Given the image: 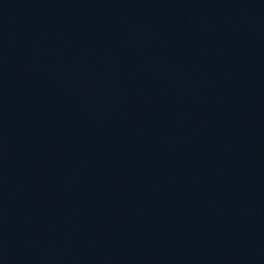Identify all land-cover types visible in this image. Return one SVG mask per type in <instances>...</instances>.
Here are the masks:
<instances>
[{"label":"water","instance_id":"water-1","mask_svg":"<svg viewBox=\"0 0 264 264\" xmlns=\"http://www.w3.org/2000/svg\"><path fill=\"white\" fill-rule=\"evenodd\" d=\"M0 264H264V0H0Z\"/></svg>","mask_w":264,"mask_h":264}]
</instances>
